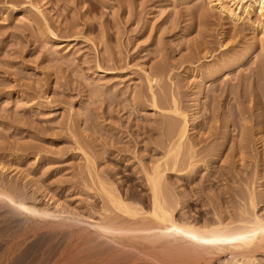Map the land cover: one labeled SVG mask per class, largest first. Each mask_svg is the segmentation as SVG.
<instances>
[{
    "label": "rangeland",
    "instance_id": "374dc122",
    "mask_svg": "<svg viewBox=\"0 0 264 264\" xmlns=\"http://www.w3.org/2000/svg\"><path fill=\"white\" fill-rule=\"evenodd\" d=\"M213 7L0 0L2 188L98 222L116 212L103 184L150 206L146 173L168 151L166 124L183 123L171 113L176 103L194 145L181 151L192 157L190 169L166 180L182 207L177 216L235 226L243 209L251 212L253 186L264 216V19L255 13L236 23ZM10 227L0 222V264L24 234ZM42 248L22 262L34 264ZM262 255L254 264H264ZM211 264L236 263L222 256Z\"/></svg>",
    "mask_w": 264,
    "mask_h": 264
},
{
    "label": "bare ground",
    "instance_id": "6f19581e",
    "mask_svg": "<svg viewBox=\"0 0 264 264\" xmlns=\"http://www.w3.org/2000/svg\"><path fill=\"white\" fill-rule=\"evenodd\" d=\"M207 2L236 23L255 13L264 19V0ZM147 78L151 84L153 79L149 75ZM152 98L156 111L160 110L155 95ZM171 113L181 116L183 123L178 128L176 124H171L172 127L166 124V129L170 128L165 140L168 151L152 171L146 173L150 206H144L145 197L142 204H129L102 183L116 212L98 222L29 205L17 200V196L0 184V222L10 225L15 234L24 233L17 240L12 234L15 248L11 254H5L1 264H29L23 263V258L37 247L43 248L34 264H211L222 256L232 257L236 264L241 261L254 264L258 254L264 255V216L257 211L254 186L248 189L246 196L251 212L243 209L245 218L235 226L222 221L201 225L177 216L182 207L178 208L180 202L168 191L166 180L174 170L190 169L192 157L181 155V151H190L194 145L189 141L186 114L176 103ZM64 257L70 258L69 261L65 263Z\"/></svg>",
    "mask_w": 264,
    "mask_h": 264
}]
</instances>
